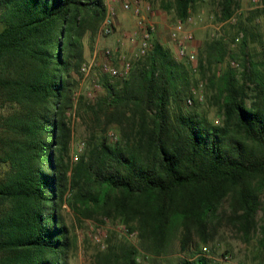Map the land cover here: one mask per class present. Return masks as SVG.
Instances as JSON below:
<instances>
[{"label": "trees", "instance_id": "trees-1", "mask_svg": "<svg viewBox=\"0 0 264 264\" xmlns=\"http://www.w3.org/2000/svg\"><path fill=\"white\" fill-rule=\"evenodd\" d=\"M173 1L186 19L195 0ZM219 5L224 21L237 0ZM106 9L104 0H0V264H70L76 238L64 203L136 230V245L108 234L96 264H210L198 243L212 238L226 198L232 223L247 239L257 232L254 254L264 264V51L259 61L245 52L240 24L241 73L227 66L209 82L217 122L184 110L187 71L159 42L125 79L111 83L104 74L96 101L75 102L83 37ZM203 52L209 64L229 54L222 37ZM74 105L92 124L71 162L66 111ZM104 118L118 126L120 143L98 134Z\"/></svg>", "mask_w": 264, "mask_h": 264}, {"label": "rangeland", "instance_id": "rangeland-1", "mask_svg": "<svg viewBox=\"0 0 264 264\" xmlns=\"http://www.w3.org/2000/svg\"><path fill=\"white\" fill-rule=\"evenodd\" d=\"M105 1V0H104ZM147 2L151 6L150 20L154 23L155 29L152 33L153 42H159L170 50L172 57L187 71V78L190 86H194L202 91L203 100L193 105L182 102L184 110L197 111L199 114L208 119L217 122L220 118L218 108L211 103L210 78L213 74H221L227 66H232L235 72L241 73L243 68L241 59L240 42L244 38V33L240 28V24L247 27V38L245 52L254 60H260L264 51V0H237L231 18L227 20L219 19L220 5L219 0H195L189 10L188 16L184 21L185 29L192 34V40L187 42V48L194 50L195 58L188 60L186 57H179L177 53V43L170 37V28L180 19L174 9L173 0H141ZM114 30L111 34L105 35L102 31V21L96 30L91 33L87 32L83 37L84 57L83 62H88L95 55V62L89 70L88 75L83 78L79 68V83L73 93L76 102L80 96L91 102L105 94L103 86L93 88V81L102 85L104 72L101 68V62L104 60V50L112 51L111 61L119 66L123 60H130L135 63L140 59L138 57V47L140 32L136 24V17L131 11L123 10L120 2H114ZM168 5V7H166ZM107 8V6H106ZM108 9V8H107ZM106 9V12H107ZM2 23L0 22V29ZM222 37L227 44L229 54L225 59L217 64H209L204 59V48L209 40ZM203 53V54H202ZM202 58V59H200ZM201 60V66H200ZM82 62V63H83ZM263 64H261L262 66ZM264 68V65L262 66ZM201 84V85H200ZM66 111V117L71 127L70 151H76L80 144H83L82 154L89 142L90 125L92 124L86 111V108L78 110L75 107ZM104 118V133H101L103 124L98 127V134H103L106 140L111 143H120L122 138L120 130L116 124H106ZM112 132V133H111ZM72 162V158H71ZM263 205L259 210L258 217L264 212V192L261 196ZM69 232L76 238V246L69 253L68 260L70 264H96V255L102 250L101 246L96 243L92 237L94 234L89 229V222H95L102 225L100 230H104L106 237L108 234H115L117 239L137 244V238H128L120 234L116 230L117 224L125 225L119 222L118 218H106L104 216L98 220L97 218L84 217L74 212L64 203L61 209ZM232 207L230 198H226L219 208L217 218L214 221L213 236L206 243H201L195 236V241L199 242L198 246L208 245L210 248V256L207 257L210 264H223L222 257L227 256L229 264H258L259 261L254 254V243L257 238V232L252 231L249 239L240 231L238 225L232 223ZM259 221V220H258ZM104 223V224H103ZM128 227L127 225H125ZM129 228V227H128ZM130 229V228H129ZM132 230V229H130ZM134 230V229H133ZM136 231V230H135ZM105 237V238H106ZM177 249V248H176ZM178 254L185 255L190 258L189 252L178 251ZM142 256H138L140 260Z\"/></svg>", "mask_w": 264, "mask_h": 264}, {"label": "built area", "instance_id": "built-area-1", "mask_svg": "<svg viewBox=\"0 0 264 264\" xmlns=\"http://www.w3.org/2000/svg\"><path fill=\"white\" fill-rule=\"evenodd\" d=\"M112 2H120L121 7L123 10H129L132 14L136 17V24L139 28V47L137 55L138 57L144 56L153 46L152 44V33L155 29L154 23L150 20L151 15V6L147 2H142L141 0H111ZM107 12L104 16L102 22V31L105 35L111 34L114 30V7L107 6ZM170 37L177 43V53L179 57H186L188 60H193L195 58L194 50H189L187 48V42L192 40V34L187 32L185 29L184 21L179 19L177 20L173 26L170 28ZM112 51L108 48L104 50V60L101 62V68L104 74L107 77V80L111 83L115 82L116 80H123L125 79L132 68V62L130 60H123L119 66H116L111 61ZM95 55L88 61L83 62L80 67V71L85 78L89 70L92 68L95 62ZM93 88H99L102 85L96 81H93ZM201 85V84H200ZM194 99L199 101L203 100V93L198 88L191 86L190 87V94L186 98V103L191 104ZM112 133V132H111ZM83 149V144H80L79 148L76 151H72L71 158L72 161H76L79 159V155L81 154ZM105 221V220H104ZM104 224V223H103ZM89 229L93 232V238L97 244L104 247V238L106 234H104V230H100L102 225L95 222H89L88 224ZM116 230L120 234L125 235L128 238L136 237V231L130 230L128 227L122 224L116 225ZM200 253L204 256H210V248L208 245H203L201 247ZM221 261L223 264H229V260L227 256L222 257Z\"/></svg>", "mask_w": 264, "mask_h": 264}, {"label": "crops", "instance_id": "crops-1", "mask_svg": "<svg viewBox=\"0 0 264 264\" xmlns=\"http://www.w3.org/2000/svg\"><path fill=\"white\" fill-rule=\"evenodd\" d=\"M105 3H106V6H108V5L109 6L111 5L113 7L116 6V3H114V1L112 2L111 0H105Z\"/></svg>", "mask_w": 264, "mask_h": 264}]
</instances>
